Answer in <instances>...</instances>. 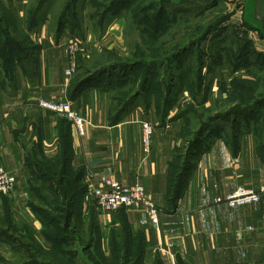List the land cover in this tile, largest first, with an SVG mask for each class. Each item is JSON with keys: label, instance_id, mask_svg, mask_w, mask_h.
Here are the masks:
<instances>
[{"label": "crops", "instance_id": "obj_1", "mask_svg": "<svg viewBox=\"0 0 264 264\" xmlns=\"http://www.w3.org/2000/svg\"><path fill=\"white\" fill-rule=\"evenodd\" d=\"M14 1L13 17L26 29L25 9L29 1ZM167 1L178 7L208 9L219 0ZM253 1L259 8L264 5V0H249L248 5ZM0 2L7 6V0ZM125 8L108 16L106 36L121 44L132 39L131 47L110 48L104 43L100 44L102 48L96 44L97 49L89 47L97 33L86 24L81 38L83 51L79 54L82 59L89 62L99 54L96 50L123 56L134 52L141 31L129 23ZM188 10L193 8H186L185 12ZM27 34L31 43L17 36L15 58L0 61V165L17 177L15 190L0 195V261L27 262L35 253L33 236L35 244L45 250L72 251L79 263L93 264L98 254L111 256L112 239H118L127 228L133 237L142 240L144 261L148 264L155 260L161 264H262L264 197L260 202L236 207L214 202L215 197L239 186H264V144L260 148L253 133L242 129L235 148L219 132L214 134L193 159L182 192L172 202L168 197V175L185 126L179 109L190 97L189 92H172L174 103L167 110L161 94L152 91L153 79L134 105L115 120V91L95 84L77 91V75L71 79L66 76L70 32L58 33L47 15ZM255 68L250 69L255 72ZM163 70L159 67L155 71ZM202 76L209 81L210 91L205 99L208 102L223 96L220 85L229 87L230 70L224 61H206ZM41 98L65 102L87 120L84 136H79L73 124L68 123L70 152L64 151L60 140L65 116L41 108ZM142 121L155 126L148 153L142 146ZM64 167L67 172L62 170ZM38 172L53 182L60 180L61 188L76 180L84 189L80 194L74 191L72 216L66 227L71 234L69 240L47 238L45 220L30 205L36 183L34 174ZM103 178L125 185H144L159 206L157 218H150L142 210L125 208L103 213L95 200L84 198L86 190L100 186ZM19 256L25 257L17 259Z\"/></svg>", "mask_w": 264, "mask_h": 264}, {"label": "rangeland", "instance_id": "obj_2", "mask_svg": "<svg viewBox=\"0 0 264 264\" xmlns=\"http://www.w3.org/2000/svg\"><path fill=\"white\" fill-rule=\"evenodd\" d=\"M7 1V6H3L0 2V61L2 62H4V60L11 61V59L15 58L17 55V45L19 44L18 37L21 39L24 38L23 41L26 40L28 43H31V38L27 34V31L35 30V25L33 26L34 28H32L30 21L34 12L40 11L41 14L39 19L47 15L50 16L55 29L57 18L60 17L67 6L71 10V13L76 12L77 15L82 16L84 20V29L87 28H85L86 24L89 26L88 28L93 29L91 26L92 22L89 19L90 12H100L101 9L97 6V8H90V0H28L29 4L27 3L25 9L28 22L26 29H24L13 17L14 13L12 9L14 8L12 6L15 1ZM101 1L102 0H100V2ZM152 2L158 4L154 7L151 5L153 4ZM248 3L249 0H219L217 3L213 2L212 4L214 5L207 9V6L178 7L167 0H140L128 14L129 23L141 31L140 43H137L134 52L130 55L123 56L113 55L112 52L103 50L100 52L96 50L95 52H99V54H95L94 58L90 61H93L92 65L94 61H99L109 66V64L112 65L116 63L118 57L124 58L127 61L130 57L134 60H143V51H145L143 53L147 54L145 56L147 60L149 59L152 62L161 64H164L162 62L164 61L165 64H167L164 66L165 71L163 70V72H165L163 73L165 74L164 78L167 79V82L173 79L172 81L174 85H176L173 94L184 89L189 92L190 95V97H187L184 103L181 104L179 109L180 111L183 110L184 113V110L190 108L194 110V113H187V117L182 113L184 124L188 123V125H191L194 129H199L200 125L206 120L209 122L204 127L200 138L194 142L195 145H193V149L190 147V151L192 150V154L194 155V153L196 154L202 151L203 145L213 140L214 137L212 136L214 134L218 132L223 136L228 134V126L231 124V118L226 117V114L228 110L235 105L230 100L226 101L228 98H226L225 101L222 100V97L218 99L215 98L214 101L211 102L205 100L207 98V93L210 91L208 87L209 81L202 76V80L199 82V77H197L199 63L203 62V67L206 61H209V64H218L221 61L227 64L230 70L229 87L220 85V95L225 87V90L228 92L231 91V99L234 98L243 101L252 97L256 90H254V88L250 90L252 85L245 93L241 91L238 92L235 87H232V79L238 78L250 82H257L256 84L258 87L255 93L256 96L254 97L258 101L264 100V30L260 23L246 16V11L250 6ZM159 4L164 6L166 17L160 22V27L162 28L161 36L153 39V29H155L157 25V20H151L152 22H150V19H147V23H140L139 21L144 19L141 17L139 20L138 17L145 15L146 11L148 12V8L150 10L148 13L151 15L144 18L156 16L155 14H157L156 12L160 7ZM186 8H193V10L185 12ZM108 21L109 17L107 18V22ZM107 22L104 27L101 28V31H98L96 40L88 46L95 49L96 46L94 44H96L98 45L97 47L102 48L100 44L104 43L110 48H130L132 39H125L123 40V44H121L117 42V39L114 37L110 36L108 38V36H106L109 25ZM128 28H131L129 24ZM83 33H85V30ZM72 36L77 37L74 34H72ZM5 42H8L9 45H5ZM182 49L187 50H185V54L181 53ZM178 56L180 57L178 58ZM200 66L202 68V65ZM252 66L256 67L255 72H252V69H250ZM141 72L142 71H136L133 75H137ZM160 73L162 74V71H158V74ZM79 75L82 76V73ZM114 81L117 82L116 80ZM191 85L195 89L194 92L190 91ZM198 97L200 98V102L197 101ZM256 113L258 115H264V105L259 107ZM207 115L209 119L212 118L210 121ZM241 118L244 119L243 116ZM186 133L184 136H180L179 148L182 149V151L184 144H187L189 140L192 141L194 138L189 132ZM178 161H183V159L180 158ZM35 185L38 186L37 183H35ZM47 188L50 187L46 184L43 188H36L33 192L32 200H34V203L38 206L41 205L51 208L55 198L53 199V194ZM40 249L45 250L44 248ZM40 253L44 254L41 250ZM24 257L25 256H19L16 258L20 259ZM4 262L6 261H0V264H4ZM11 262L13 264L20 263L19 261Z\"/></svg>", "mask_w": 264, "mask_h": 264}, {"label": "trees", "instance_id": "obj_3", "mask_svg": "<svg viewBox=\"0 0 264 264\" xmlns=\"http://www.w3.org/2000/svg\"><path fill=\"white\" fill-rule=\"evenodd\" d=\"M139 1L140 0H102L100 2V0H90V8H101L100 12H90L89 19L92 22V30L98 34V31H101V28L104 27L105 23L107 22V18L110 14L112 15L120 12L123 7H126L125 9L129 14V12L132 11L131 9H133ZM157 4L158 3H153L151 5L155 7V5ZM159 5L160 7L156 12L157 14H155L156 16H152L151 18L149 17L145 19L144 17H148V15H151L148 13L150 12L148 8V12L146 11L145 15L138 17L139 20L141 17H143L144 19L139 21L140 23H147V19H150V22L157 20V25L155 29H153V39L159 38L161 36L162 28L160 27V22L163 18L166 17V10L164 9V6L162 4ZM40 14V11H38L34 12V15L31 16L30 21L32 28H34L37 24V21H39ZM83 22L84 20L82 16L77 15L76 12L71 13V10L66 6L64 11L61 13L60 17L57 18L55 28L58 33L69 30L70 33L74 34L75 36L81 39L84 35L83 31L85 30ZM185 50L186 49H182L181 53L185 54L187 51ZM143 52V60H134L130 57L127 61L124 58L118 57L117 62L112 65L109 64V66H106L105 63L99 61H94V64L92 65L93 61L88 62L82 59L81 55H79L78 69L77 72L74 74V76L77 75L75 82V90L77 89V91H79L80 89H83L90 84H95L100 87H103L104 89L115 91L113 111L116 113V118L114 119L117 120L121 119L123 114L134 105L141 91L146 89L147 85L151 82V80L154 79L152 81V91H155L157 94H161V102H163V104L166 106V109L168 110V108L174 103V98L171 94L172 92H175L176 85H174L172 81L173 79H170L167 82V79L164 78L165 74H163L165 72L162 71V74L160 73V75L158 74V71H155L157 68L164 67L167 64H165L164 61H162L164 64H161L152 62L149 59L147 60L145 59V56L147 54ZM179 57L180 56H178V58ZM200 65H202L203 67V62L199 63L197 73V77H199V82L202 80V68ZM136 71L142 72L138 73L137 75H133V73H135ZM80 73H82V76L79 75ZM160 78H162V80H160ZM114 80H116L117 82H115ZM231 82L232 87H235L236 91L238 92H247L246 90L251 85L252 87H250V90H252L253 88L254 90H256H253L254 93L252 97H249L248 100L241 101L239 99H231V91L228 92L227 90H225L224 87V95L222 96V100L225 101V99L228 98L226 101L230 100L233 104H235L232 106L233 108L229 109L228 113L226 114V117L231 118V124L228 126V134L224 135L225 140L233 148H235L238 142L239 132L244 129L253 133L261 148L264 144V115H258L256 112L259 107L264 105V100L258 101L254 97L256 96L255 93L258 87V85L256 84L257 82H250L245 79L238 78H233ZM190 91H195L192 85L190 86ZM184 111L185 113L183 112V110L179 111V114L182 115V113H184V115L187 117V113H194V110L192 108ZM242 116L244 117V119L241 118ZM207 118L209 121L212 119H209L208 115ZM69 122L70 121L66 117L62 121V134L60 138L63 149L67 153L70 152L71 140L68 126ZM208 123L209 122L206 120L203 124L200 125L199 129H194L191 125H188V123L184 126L181 135L184 136L186 132H189L194 136V138L192 141L189 140L187 144H184L183 151L179 148V145L174 151V156L170 164V170L168 175V197L172 202H175V200L180 196L186 181L187 173L192 167V161L195 156L199 154V152H197L193 155L192 150L190 151V147H192L193 149V145H195L194 142L200 138V135L203 133L202 131L204 127ZM180 158L183 159V161H178V159ZM62 170H64V172H67V167H64V169ZM34 180L38 184V186H36L35 184L32 186L33 192L36 188H43L46 184L48 185V187H50L47 189L50 190L53 194V199L55 198L51 208L44 207L41 205L38 206L34 203V200L30 202L31 207L42 216V218L46 222V225L48 226L45 234L46 237L55 241L69 240L71 234L69 229L65 227L66 214L72 209V202L75 199L73 198V196L75 192L79 191L77 194H80V192H84V189L80 187L79 183L76 180L74 183H70L66 185V187L61 188L60 180L58 182H53L52 180H50L49 177H45L39 172L37 174H34ZM65 188L66 191H63ZM58 190H61V193H59ZM69 214L71 220L72 213L70 212ZM32 239L33 249H35L36 254L32 252V255H30L29 260L21 264H83L79 263L78 259L76 258V255L72 251L67 252L59 248H53L51 250H42L40 249L42 248L40 244H35V238L33 236ZM40 250L44 254H41ZM1 261H6L4 262V264H12V262H7V260ZM22 262H24V260ZM93 264L148 263L144 261V248L142 240L140 238L133 237L129 229L124 228L122 235L118 239H112L111 256L107 257L103 254H98V258L95 263L93 262ZM151 264L161 263L158 260H155Z\"/></svg>", "mask_w": 264, "mask_h": 264}, {"label": "built area", "instance_id": "obj_4", "mask_svg": "<svg viewBox=\"0 0 264 264\" xmlns=\"http://www.w3.org/2000/svg\"><path fill=\"white\" fill-rule=\"evenodd\" d=\"M83 51V43L80 38L70 37L66 43L65 74L71 79L78 69V55ZM38 105L46 110H51L64 115L75 127L79 136L86 134L87 120L68 104L53 99L41 98ZM142 146L148 153L152 145V135L155 126L149 121H142ZM17 185V177L13 171L0 165V195L12 193ZM264 197V186L258 189L239 186L224 196H217L214 202L229 207L243 206L257 203ZM86 200H95L103 213L118 211L120 209H134L146 212L150 218L156 219L159 215V206L149 197L146 188L142 184L125 185L117 180L103 178L101 185L90 187L84 194ZM264 243V231H263ZM262 264H264V259Z\"/></svg>", "mask_w": 264, "mask_h": 264}, {"label": "water", "instance_id": "obj_5", "mask_svg": "<svg viewBox=\"0 0 264 264\" xmlns=\"http://www.w3.org/2000/svg\"><path fill=\"white\" fill-rule=\"evenodd\" d=\"M246 16H249L253 19V21L260 23L264 30V5L259 8L253 1V3L249 6L248 10L246 11ZM69 225L70 214L67 213L65 218V227H69Z\"/></svg>", "mask_w": 264, "mask_h": 264}]
</instances>
